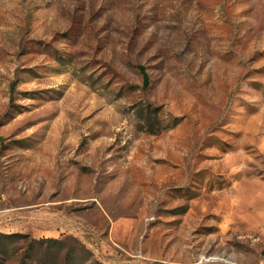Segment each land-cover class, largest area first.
<instances>
[{
	"label": "rangeland",
	"instance_id": "1",
	"mask_svg": "<svg viewBox=\"0 0 264 264\" xmlns=\"http://www.w3.org/2000/svg\"><path fill=\"white\" fill-rule=\"evenodd\" d=\"M0 264H264V0H0Z\"/></svg>",
	"mask_w": 264,
	"mask_h": 264
},
{
	"label": "trees",
	"instance_id": "2",
	"mask_svg": "<svg viewBox=\"0 0 264 264\" xmlns=\"http://www.w3.org/2000/svg\"><path fill=\"white\" fill-rule=\"evenodd\" d=\"M140 70H141V72H142V74H143L144 86H147V85H148L147 75H146V73L144 72L143 67H140Z\"/></svg>",
	"mask_w": 264,
	"mask_h": 264
}]
</instances>
